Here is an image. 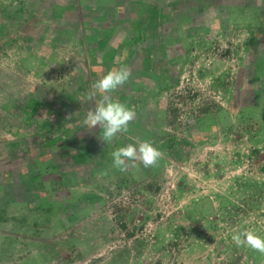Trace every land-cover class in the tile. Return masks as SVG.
<instances>
[{
	"label": "rangeland",
	"instance_id": "1",
	"mask_svg": "<svg viewBox=\"0 0 264 264\" xmlns=\"http://www.w3.org/2000/svg\"><path fill=\"white\" fill-rule=\"evenodd\" d=\"M9 1L0 264H264L232 240L264 236V0ZM121 65L137 115L106 143L88 93ZM146 139L156 167H113Z\"/></svg>",
	"mask_w": 264,
	"mask_h": 264
},
{
	"label": "clouds",
	"instance_id": "2",
	"mask_svg": "<svg viewBox=\"0 0 264 264\" xmlns=\"http://www.w3.org/2000/svg\"><path fill=\"white\" fill-rule=\"evenodd\" d=\"M131 76V67L127 65L114 67L95 81L88 93V100L94 103V107L87 112L83 126L88 129L99 127L102 130L99 138L103 142L109 143L117 134L127 132L129 124L136 118L135 107H128L112 95L125 85ZM67 119H71V116ZM111 155L113 167L121 172L141 165L144 168L156 167L163 158L162 150L147 139L119 147ZM232 240L238 247H250L264 254V236L252 230L237 232L232 235Z\"/></svg>",
	"mask_w": 264,
	"mask_h": 264
},
{
	"label": "trees",
	"instance_id": "3",
	"mask_svg": "<svg viewBox=\"0 0 264 264\" xmlns=\"http://www.w3.org/2000/svg\"><path fill=\"white\" fill-rule=\"evenodd\" d=\"M14 1H17L16 3H18L17 5H16V7H19V6H21V0H10L9 2L10 3H8L7 5H5L3 8H2V10H7V9H9L11 6H13V2ZM25 4V3H24ZM24 10H21V9H23V8H19L20 9V11L22 12V11H24V12H26L27 14L29 13H31V9L25 4L24 5ZM17 12H18V10H17ZM63 93V92H62ZM63 95H67V93L64 91V94ZM68 96V95H67Z\"/></svg>",
	"mask_w": 264,
	"mask_h": 264
}]
</instances>
